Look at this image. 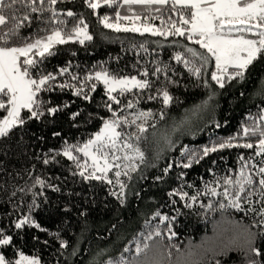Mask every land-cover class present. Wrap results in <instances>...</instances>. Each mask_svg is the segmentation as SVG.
Returning <instances> with one entry per match:
<instances>
[{
  "label": "snow or ice",
  "instance_id": "6c2138e0",
  "mask_svg": "<svg viewBox=\"0 0 264 264\" xmlns=\"http://www.w3.org/2000/svg\"><path fill=\"white\" fill-rule=\"evenodd\" d=\"M63 2L64 0H0V110L7 113L0 119V139L7 138L13 129L22 127L29 119L39 120L46 114L55 115L70 106L65 102L62 106L50 107V100L43 99L41 93H50L56 89L61 92L74 89L75 96L90 102L91 93L97 90L98 84H102L106 99L97 107H103L110 115L103 117L97 113L96 118L102 122L99 130L90 135L82 146L80 142L65 143L62 146V154L73 162L75 166L73 175L78 174L85 181H98L111 186L109 194L124 205L128 197L126 191L129 188L128 182L133 179L132 173L141 171L142 165L156 167L155 162L149 163L146 159L141 144L153 149L154 160H159L161 153L175 144L167 132L158 135L153 131L151 137L147 133L149 127L155 129L156 123L165 120L169 105L179 102L166 90L168 86L178 81L167 75L174 72L170 65L158 62L153 71L156 77L154 81L147 79L148 70L142 73L143 79H138L136 75H121L102 68L94 75H86L83 78L71 74L69 80L72 83L65 81L57 84V78L68 74L71 65L59 68L56 73L48 72L42 67L49 57L57 54L56 46L71 41L84 44L93 39L88 31L89 25L81 13L71 9L66 11L57 9L56 5ZM84 2L94 13L101 7L113 10L112 15L98 16V22L106 29L117 33L130 32L140 35L147 33L152 37H162L165 41L169 37H180L193 45H199L200 50H197L177 39L171 40L168 44L169 47L175 46L180 49L176 51L174 59L183 64L184 68L198 80L207 74L208 67L214 60L210 81L220 89H224L227 84L237 79L243 80L254 61L264 55V0H84ZM156 20L160 21L159 26L155 25ZM34 22L38 25L36 30L24 35V30L31 29ZM149 43L164 47L161 41L148 40L139 44L133 43L131 47L147 53ZM156 83H159L160 87L155 89V94H151ZM203 86L210 89L208 100L204 101L203 105L195 107L194 115L206 109L208 102L215 96L209 80L204 79ZM146 92V99L149 101L162 97L163 107L158 112L145 111L138 107ZM128 96H132L133 99H127L125 102ZM25 111L29 114L27 119L23 115ZM80 114L79 111L73 112L69 118L75 121ZM88 116L89 119L93 118L92 113ZM150 121L154 122L149 124ZM191 123L190 117L186 115L179 122H173L172 132H178ZM216 126L220 127L219 124ZM253 138H256L255 143L252 142ZM233 147L254 152L247 157L243 154L238 155L235 176L232 175V169H226L227 174L220 176L210 168L208 171L213 174V179L205 181L203 194L226 200L227 204L219 203L220 208L231 207L245 216L252 217V224L242 229L246 236L241 250L247 257L246 264H262L258 258L264 257V252L255 244L258 238L264 237V108L250 115L234 136L210 146L205 145L202 149L184 147L180 156L163 168V175L155 176L154 180L164 181L173 171V164L177 168L188 170L210 153ZM74 153H82L83 162ZM57 155H60L59 151L53 153L52 159ZM51 162L46 154L43 163ZM185 175L186 173L182 171L175 176L178 186L166 193L168 201L162 205L163 207L175 206L178 201L184 202L183 208H192L197 204L201 190L191 195L184 191ZM121 177H126L127 181ZM140 178H145L142 172ZM211 184H217L223 190L218 192L215 187H210ZM36 185L42 188L50 186L39 177L34 179L32 187ZM186 186L194 187L193 184ZM15 195L16 192H13L12 196ZM38 195L32 192L33 202L27 204L29 213L38 206L35 199ZM135 195L139 197L140 194L137 192ZM199 207L213 208L214 205L201 203ZM18 208L19 204H16L14 211ZM175 210L179 214L180 209ZM156 217H159L160 224L164 225L163 229L159 225L152 227L150 221L146 222V231L133 237L129 242L130 246L124 247L120 255L109 259L107 264H200V260L207 253H212V261L220 264L215 258V253L208 249L200 253L190 249L179 251L178 246L171 243L177 236L172 226L176 216L162 215L157 210L153 219ZM13 224L17 230L25 226H34L44 231L31 215H24L14 220ZM252 228H261V231L253 232ZM54 235L58 237V233ZM165 239L169 243H164ZM12 244L13 236L6 234L5 228L0 227V247ZM67 247V241L61 240L60 248ZM17 256V259L10 260L0 253V264H41L38 257L28 256L22 251L18 252Z\"/></svg>",
  "mask_w": 264,
  "mask_h": 264
},
{
  "label": "trees",
  "instance_id": "16d2710c",
  "mask_svg": "<svg viewBox=\"0 0 264 264\" xmlns=\"http://www.w3.org/2000/svg\"><path fill=\"white\" fill-rule=\"evenodd\" d=\"M56 7L63 11L71 9L81 13L89 25L88 31L93 39L84 44L71 41L57 45V54L49 57L42 67L48 72L56 73L59 68L70 64L69 73L57 78L56 83L59 84L65 81L72 83L69 80L71 74L83 78L86 75H94L102 68L121 75H136L141 79L144 78L142 73L148 70L147 79L154 81L156 77L153 71L157 63L170 65L174 72L167 75L178 83L168 86L166 90L179 102L169 105L165 120L156 123L155 129L149 127L147 134L151 137L153 131L158 135L167 132L175 144L162 152L159 160H154V151L150 146L141 144L146 159L149 163L155 162L156 167L142 165L141 171L132 173L133 179L128 182L129 188L126 189L127 202L121 205L109 194L111 186L98 181H85L78 174L73 175V162L62 154V146L65 143L80 142L82 146L90 135L99 130L102 122L96 118L97 113L103 117L110 115L103 107H97L106 99L103 85H97V90L91 93L90 102L75 96L74 89H66L63 92L56 89L50 93H41L43 99L50 100V107L62 106L65 102L70 106L55 115L46 114L39 120L29 119L22 127L13 129L7 138L0 139V227L5 228L6 234L13 236V244L0 247V253L10 260H15L17 253L22 251L24 254L38 257L41 264H107L109 259L118 257L124 247L130 246L129 242L133 237L146 231V222L150 221L152 227L159 225L161 229L164 228L159 217L153 219L155 212L159 210L162 215L176 216L172 226L177 236L171 243L177 245L179 251L190 248L200 253L208 249L215 253V258L220 264H246L247 257L241 250L246 233L242 229L252 224V217L245 216L231 207L220 208L219 203L227 204V201L221 197L204 195L203 188L205 181L213 179V174L208 171L210 168L220 176L227 174L226 169H232V175L235 176L238 155L247 157L253 154L254 150L225 148L210 153L188 170L177 168L173 164V171L164 181L156 182L154 177L163 175V168L179 157L184 147L202 149L205 145L210 146L234 136L250 115L264 108V55L254 61L243 80L237 79L220 89L210 81L214 60L210 63L207 74L198 80L183 64L174 59L176 51L180 49L168 46L173 39L189 44L197 50H200L199 45H193L180 37H169L165 41L162 37H152L147 33H117L106 29L98 22V16L112 15L113 10L101 7L94 13L87 8L84 0H64ZM154 23L159 26L160 21L156 20ZM37 26L34 22L32 28L25 29L23 34L34 32ZM145 40L161 41L164 47L149 43L147 53L131 47L133 43L139 44ZM204 79L209 80L215 96L208 102L206 109L194 115L195 107L203 105L210 93V89L203 86ZM158 87L159 83L154 84L151 94H155ZM146 96L147 92L138 104L141 110L158 112L163 107L162 97L149 101ZM127 99L133 97L128 96L125 102ZM77 111L81 113L80 116L75 121L71 120L70 115ZM89 113L93 114L92 119H89ZM6 114L4 110H0V119ZM23 115L26 119L29 116L26 111ZM186 115L192 123L173 133V122H179ZM153 122L150 121L149 124ZM217 124L220 127H217ZM252 142L255 143L256 138H253ZM57 151L60 155L52 159L53 153ZM46 154L52 160L49 164L43 163ZM74 155H78L83 162L82 153ZM182 171L186 173L184 191L191 195L201 190L197 204L192 208H183L184 202L178 201L175 206L163 207L168 201L166 193L178 186L175 176ZM141 172L144 179L140 178ZM37 177L50 186L32 187ZM121 179L127 181L126 177ZM187 184H193L194 187L189 188ZM210 187H215L218 192L223 190L217 184H211ZM19 189L26 191L20 192ZM13 192H16L15 196H12ZM32 192L39 194L35 198L38 206L29 213L27 204L33 202ZM137 192L139 197L135 195ZM153 200L155 202H151ZM201 203H213L214 207L200 208ZM16 204H19V208L14 211ZM175 209H180L179 214ZM24 215H31L44 231L34 226L15 229L13 221ZM219 219H226L237 225L240 236L236 243H222V240L213 234V224ZM252 231L258 233L261 228H252ZM57 233L58 237L54 235ZM61 240L67 241L66 249L60 248ZM164 243L169 242L165 239ZM255 246L264 252V237L258 238ZM211 256L212 253H207L200 260V264H215ZM258 259L264 264V257Z\"/></svg>",
  "mask_w": 264,
  "mask_h": 264
},
{
  "label": "rangeland",
  "instance_id": "374dc122",
  "mask_svg": "<svg viewBox=\"0 0 264 264\" xmlns=\"http://www.w3.org/2000/svg\"><path fill=\"white\" fill-rule=\"evenodd\" d=\"M137 78L141 79L139 77H137ZM213 230H214L213 234L215 236H217V238H220V240H222V243L223 242L228 243V245L236 243L238 236H240L238 233V231H240V230L237 227V225H235L233 222H229L226 219H219L217 222H215L213 224ZM28 256H34V255H28ZM17 258H18V256H17Z\"/></svg>",
  "mask_w": 264,
  "mask_h": 264
}]
</instances>
